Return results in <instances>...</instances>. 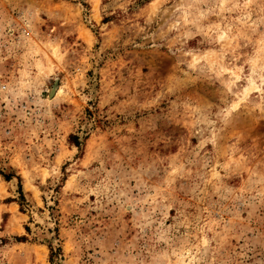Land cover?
Here are the masks:
<instances>
[{
	"label": "rangeland",
	"instance_id": "1",
	"mask_svg": "<svg viewBox=\"0 0 264 264\" xmlns=\"http://www.w3.org/2000/svg\"><path fill=\"white\" fill-rule=\"evenodd\" d=\"M0 264H264V0H0Z\"/></svg>",
	"mask_w": 264,
	"mask_h": 264
},
{
	"label": "trees",
	"instance_id": "2",
	"mask_svg": "<svg viewBox=\"0 0 264 264\" xmlns=\"http://www.w3.org/2000/svg\"><path fill=\"white\" fill-rule=\"evenodd\" d=\"M2 176H3V178H4L5 180H10V179H11V176H5V175H2ZM19 189H21L20 185H19Z\"/></svg>",
	"mask_w": 264,
	"mask_h": 264
}]
</instances>
